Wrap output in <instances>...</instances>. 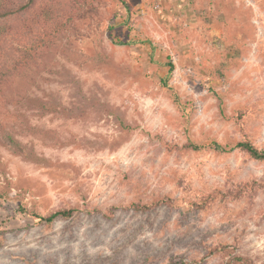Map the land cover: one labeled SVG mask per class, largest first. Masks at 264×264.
I'll return each mask as SVG.
<instances>
[{
  "label": "rangeland",
  "instance_id": "rangeland-1",
  "mask_svg": "<svg viewBox=\"0 0 264 264\" xmlns=\"http://www.w3.org/2000/svg\"><path fill=\"white\" fill-rule=\"evenodd\" d=\"M125 2L37 0L7 26L38 50L0 94V264H264L263 188L193 206L264 184L213 148L264 150V0Z\"/></svg>",
  "mask_w": 264,
  "mask_h": 264
},
{
  "label": "trees",
  "instance_id": "trees-1",
  "mask_svg": "<svg viewBox=\"0 0 264 264\" xmlns=\"http://www.w3.org/2000/svg\"><path fill=\"white\" fill-rule=\"evenodd\" d=\"M125 5L127 3L125 0H121ZM37 0H0V94L5 90L7 85H10L11 81L18 74L22 73L24 67L30 66L32 58L36 55L38 50L37 47L28 46L24 42L19 39H16L17 35L13 31L7 29V26L13 23L16 19V15L19 13L24 14L29 8H32L36 4ZM40 42V41H38ZM122 44V43H121ZM170 72L173 71L174 65L170 64ZM165 86H169L166 83ZM178 102V98H176ZM186 148H189L193 151L200 150L201 146L195 145L194 143H190ZM211 148V147H210ZM215 151L218 152H229L231 150H240L248 153L253 159L264 161V150L257 148L254 144H252L248 140H243L236 143L233 147L228 149L222 145L215 143L213 145ZM23 153V151H20ZM257 188H263L264 184L259 186L257 183H253L252 185L246 184L244 186H240L234 191H216L215 193L208 194L204 197L201 203H193V206L196 208L204 209L207 206L211 205L217 200L220 199H240L246 194L253 193L257 190ZM161 204H173L171 199H163L160 200L153 206H159ZM153 206H136V210L138 211H148ZM73 215V211H60L55 214H52L46 218V222L48 224L53 223L57 218H71ZM215 255H227L230 257V261L228 264H254L253 261L249 258H245L240 256L236 250L231 249L229 246H217L213 249L209 250L206 259L213 257ZM184 264H198L196 262H184Z\"/></svg>",
  "mask_w": 264,
  "mask_h": 264
}]
</instances>
